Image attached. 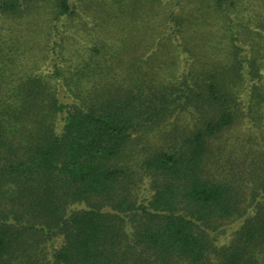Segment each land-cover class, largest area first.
<instances>
[{"label": "trees", "instance_id": "1", "mask_svg": "<svg viewBox=\"0 0 264 264\" xmlns=\"http://www.w3.org/2000/svg\"><path fill=\"white\" fill-rule=\"evenodd\" d=\"M130 1L148 55L106 0H0V264H264V197L234 194L264 156L220 163L225 132L264 125V0Z\"/></svg>", "mask_w": 264, "mask_h": 264}, {"label": "rangeland", "instance_id": "2", "mask_svg": "<svg viewBox=\"0 0 264 264\" xmlns=\"http://www.w3.org/2000/svg\"><path fill=\"white\" fill-rule=\"evenodd\" d=\"M105 1V0H104ZM124 2L121 4L119 0H106L105 3L106 6L108 4H111L113 11H114V31L115 35L118 40L121 36L127 35L130 37L129 42V52L134 55H139L144 52H146V55H148V50L146 46H144L145 39L148 37L147 33V27L145 24L147 23L149 19L150 11L146 5H143L141 7L135 6L131 3L130 0H123ZM168 0H163V3H167ZM85 0H81L80 6H84ZM110 2V3H109ZM130 2V3H129ZM129 3V4H128ZM164 6V4H163ZM172 9H175L176 11L180 10L179 5L173 4L171 5V8L169 10L168 7H164V10H162L161 15L164 17L166 16V13H169ZM139 10L141 11V14H139ZM149 12V13H148ZM82 16L84 17V21H87V29H91L94 27V17H92L89 13V11L81 10ZM152 15L154 12L151 13ZM160 15V17H161ZM159 17V18H160ZM81 21V19H76V23ZM37 22V21H36ZM38 23V22H37ZM73 23V21H72ZM69 24V28L67 34H75L78 39H81V42H88L89 36L88 31H85L83 29L77 30L78 32H74L75 29L73 25ZM74 29V31H73ZM162 29H166L165 26H162ZM163 33L160 31V34ZM115 37V38H116ZM116 38V40H117ZM179 38V36H178ZM148 39V38H147ZM180 42V39H177ZM145 47V48H144ZM182 46L178 48V55L179 58L182 59V64L185 63L183 59L189 53L183 52ZM160 54V52H159ZM158 54V56H160ZM162 57H169L168 55H162ZM161 56L159 57L158 61L161 62ZM189 60L191 63L193 61V58L191 55H189ZM185 65V64H184ZM178 124H182L183 122L178 120ZM248 124H242L237 125L233 129H230L229 131L225 132L222 136V139H226V146L224 153L222 152L220 155V163H221V169H224L226 172L222 175H225L228 173V176L225 175L227 178H230L229 173L236 175L238 179V171L240 169L250 171L249 167L253 161H258L261 163L263 161L264 156V125H260L259 127H251ZM258 163V165H260ZM254 181L251 178H247L244 180L243 183H241L240 186L238 184H234V194L235 197L238 198L239 201H242L244 199H251L253 195H259L261 199L264 197V184H261L259 181H257L255 187H256V194H254ZM237 183V182H236ZM244 194L243 197L240 195ZM240 196V197H238ZM240 222L238 220H227L224 221V224L217 226H213L209 229L210 234L213 237V240L215 242V245H226L229 244L233 238L235 237V233L237 228L239 227Z\"/></svg>", "mask_w": 264, "mask_h": 264}]
</instances>
